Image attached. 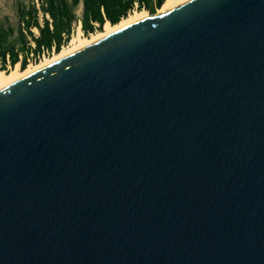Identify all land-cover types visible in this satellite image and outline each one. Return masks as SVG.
I'll list each match as a JSON object with an SVG mask.
<instances>
[{
  "label": "water",
  "instance_id": "obj_1",
  "mask_svg": "<svg viewBox=\"0 0 264 264\" xmlns=\"http://www.w3.org/2000/svg\"><path fill=\"white\" fill-rule=\"evenodd\" d=\"M0 264H264V0H186L0 88Z\"/></svg>",
  "mask_w": 264,
  "mask_h": 264
},
{
  "label": "trees",
  "instance_id": "obj_2",
  "mask_svg": "<svg viewBox=\"0 0 264 264\" xmlns=\"http://www.w3.org/2000/svg\"><path fill=\"white\" fill-rule=\"evenodd\" d=\"M165 0H13L15 20L0 19V71L8 72L43 51L59 53L79 26L84 36L103 31L106 23L119 24L135 11L154 15ZM36 31V33H34ZM31 56V57H30Z\"/></svg>",
  "mask_w": 264,
  "mask_h": 264
},
{
  "label": "bare ground",
  "instance_id": "obj_3",
  "mask_svg": "<svg viewBox=\"0 0 264 264\" xmlns=\"http://www.w3.org/2000/svg\"><path fill=\"white\" fill-rule=\"evenodd\" d=\"M184 1L186 0H165V3L163 7L159 10L158 15L165 14L170 8L177 7L180 3ZM146 18H148V13L146 11H135L131 13L127 18L123 19L117 25H111L110 23L107 22L106 25L104 26L103 31L91 34L89 37L82 35L81 27L79 24L70 43L67 46L63 47L59 53H54L52 56L50 55L49 57H46L44 60L40 61L39 63L28 65V68L26 70H20L19 65H16L17 67L12 69L10 72L0 71V88L38 69L53 64L61 60L62 58L68 56L69 54L97 40H100L116 31L124 29L125 27L140 22Z\"/></svg>",
  "mask_w": 264,
  "mask_h": 264
},
{
  "label": "rangeland",
  "instance_id": "obj_4",
  "mask_svg": "<svg viewBox=\"0 0 264 264\" xmlns=\"http://www.w3.org/2000/svg\"><path fill=\"white\" fill-rule=\"evenodd\" d=\"M12 1L13 0H0V19H2V17L4 16V15H8L9 17H10V21H14L15 20V18H14V15H13V13H12V8H11V4H12ZM158 12H159V10L156 12L157 14H158ZM78 28V27H77ZM76 28V29H77ZM82 31V30H81ZM75 32H76V30H74L73 31V33H72V35H74L75 34ZM34 33H36V31L34 32ZM84 36V35H83ZM51 56H52V54H50ZM47 56H45V58H46ZM45 58H43V59H41V61L42 60H44ZM37 63H39L38 61H37ZM36 64V63H35ZM17 67V66H16ZM15 67V68H16ZM12 69H14V68H8V72H10Z\"/></svg>",
  "mask_w": 264,
  "mask_h": 264
},
{
  "label": "built area",
  "instance_id": "obj_5",
  "mask_svg": "<svg viewBox=\"0 0 264 264\" xmlns=\"http://www.w3.org/2000/svg\"><path fill=\"white\" fill-rule=\"evenodd\" d=\"M82 35H84L83 34V32H82ZM89 35H91V34H89ZM55 52H54V48H52V51L49 53V52H47V51H43L40 55H38L35 59H31V58H29L27 61H28V65H31V64H35V63H37V61L38 62H40L41 61V59H43V58H45V56H47V57H49L50 56V54H54ZM31 57V56H30ZM16 65H19V68H20V63L18 62ZM15 65V66H16ZM27 65V66H28ZM9 68V67H8Z\"/></svg>",
  "mask_w": 264,
  "mask_h": 264
}]
</instances>
